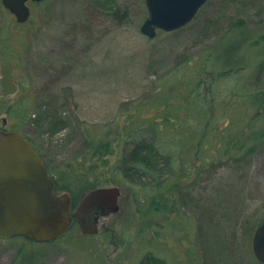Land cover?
Here are the masks:
<instances>
[{
    "label": "rangeland",
    "instance_id": "obj_1",
    "mask_svg": "<svg viewBox=\"0 0 264 264\" xmlns=\"http://www.w3.org/2000/svg\"><path fill=\"white\" fill-rule=\"evenodd\" d=\"M29 6L30 20L18 25L0 0V101L5 104L0 102V130L27 138L60 185L73 174L112 187L105 183L114 174L121 197L119 212L101 218L97 235L84 236L73 225L59 241L23 248L25 264H154V256L166 264H188L194 232L175 223L180 216L187 221L178 192L194 181L199 163L188 178L181 177L183 166L178 173L167 164L158 166L160 174L148 182L166 186L152 196L155 204L141 203L137 190L113 169L117 153L98 135L111 126L122 130L124 110L156 97L160 83L175 70L238 36L248 38L241 52L242 86L264 88V0H209L188 25L157 31L154 39L141 32L148 18L144 0H46ZM16 102L28 116L20 124L8 119L4 126V111ZM231 117L246 126L244 116ZM254 125L262 129L264 116ZM248 140L241 138L250 147ZM230 168L222 170L220 182L237 185L233 188L241 193L242 215L235 234L228 229L222 240L213 232L204 236L207 257L210 264H259L251 248V226L264 215V143L245 171L233 174ZM210 184L212 196L215 187ZM201 190L197 186L196 195ZM156 231L164 235L162 252ZM22 244L21 239H0V264H13Z\"/></svg>",
    "mask_w": 264,
    "mask_h": 264
},
{
    "label": "trees",
    "instance_id": "obj_2",
    "mask_svg": "<svg viewBox=\"0 0 264 264\" xmlns=\"http://www.w3.org/2000/svg\"><path fill=\"white\" fill-rule=\"evenodd\" d=\"M247 43L246 36H238L234 41L199 55L183 70H175L174 75L163 80L156 97L137 103L132 110H124L126 120L122 130H115L117 128L111 126L98 135V139H103L101 142L109 143V151L117 153L113 169L122 173L131 188L137 190L141 203L152 201L151 204H155L152 196L166 186V182L155 181L153 186L148 182V179L151 181L160 174L158 166L167 164L174 173H178L183 166L181 177L188 178L194 165L199 163L194 181L178 192V203L184 209L187 221H182L180 216L175 223L194 232V242L188 250V264H202L201 260L205 261L203 264H210L204 242L206 234L213 232L222 240L228 229H232V234L236 233L237 221L243 210L241 193L233 188L237 185L228 184L230 189L226 190L227 184L220 182V173L229 166L231 170L235 169L233 174L245 171L264 143V127L259 129L254 125L257 119L264 116V88L248 90L241 81V52ZM7 54L8 59L13 61L10 51ZM232 96L233 103L229 102ZM4 112L7 122L15 118L16 124L24 123L28 116L20 102ZM233 113L247 118L246 126L241 128L244 121L233 122ZM115 132L114 147L111 138ZM242 137L248 138L247 142L252 145L249 147L243 143ZM235 141L238 143L235 144ZM110 179L105 183L107 186L119 183V178L114 174ZM54 180L56 192L69 193L75 207L84 192L101 186L88 181L83 175L69 174L63 185L59 184L58 178ZM210 183L215 187L212 196L207 190ZM171 185H174L173 182ZM197 186L202 189L199 196L196 195ZM186 211L191 212V216ZM263 221L264 215L251 226V232ZM154 235L155 243L157 246L159 244L158 250L162 252L163 247L160 246L164 244V235L158 231ZM16 239H21L23 244L13 264H25L23 248L36 243L26 238ZM153 260L154 264H166L163 257L154 256ZM180 261L178 263L183 264Z\"/></svg>",
    "mask_w": 264,
    "mask_h": 264
},
{
    "label": "water",
    "instance_id": "obj_3",
    "mask_svg": "<svg viewBox=\"0 0 264 264\" xmlns=\"http://www.w3.org/2000/svg\"><path fill=\"white\" fill-rule=\"evenodd\" d=\"M45 0H2L25 24L31 18L30 3ZM148 18L141 32L154 39L157 31L174 32L188 25L209 0H144ZM4 126L7 120H3ZM121 190L100 187L86 193L75 207L69 193H57L45 161L23 135L0 130V239L26 238L37 244L63 238L74 223L84 236L99 233L101 218L120 210ZM254 258L264 264V221L252 236Z\"/></svg>",
    "mask_w": 264,
    "mask_h": 264
},
{
    "label": "flooded vegetation",
    "instance_id": "obj_4",
    "mask_svg": "<svg viewBox=\"0 0 264 264\" xmlns=\"http://www.w3.org/2000/svg\"><path fill=\"white\" fill-rule=\"evenodd\" d=\"M31 4V3H30Z\"/></svg>",
    "mask_w": 264,
    "mask_h": 264
}]
</instances>
